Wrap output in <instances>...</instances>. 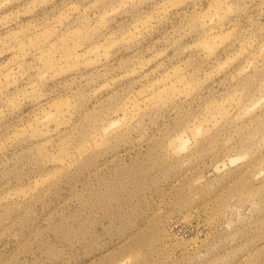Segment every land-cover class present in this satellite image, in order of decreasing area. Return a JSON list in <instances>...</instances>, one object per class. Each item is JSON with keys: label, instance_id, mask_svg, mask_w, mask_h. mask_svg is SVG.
<instances>
[{"label": "rangeland", "instance_id": "obj_1", "mask_svg": "<svg viewBox=\"0 0 264 264\" xmlns=\"http://www.w3.org/2000/svg\"><path fill=\"white\" fill-rule=\"evenodd\" d=\"M0 264H264V0H0Z\"/></svg>", "mask_w": 264, "mask_h": 264}]
</instances>
